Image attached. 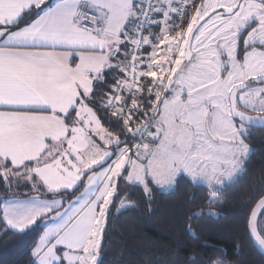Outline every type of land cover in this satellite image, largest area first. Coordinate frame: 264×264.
Here are the masks:
<instances>
[{
  "label": "snow or ice",
  "instance_id": "snow-or-ice-1",
  "mask_svg": "<svg viewBox=\"0 0 264 264\" xmlns=\"http://www.w3.org/2000/svg\"><path fill=\"white\" fill-rule=\"evenodd\" d=\"M252 125L264 0H0V223L43 225L29 264H103L131 186L150 198L185 176L213 200L243 169ZM246 227L264 248V194Z\"/></svg>",
  "mask_w": 264,
  "mask_h": 264
},
{
  "label": "trees",
  "instance_id": "trees-1",
  "mask_svg": "<svg viewBox=\"0 0 264 264\" xmlns=\"http://www.w3.org/2000/svg\"><path fill=\"white\" fill-rule=\"evenodd\" d=\"M97 114L105 127L115 129L114 118L109 120L111 113L98 110ZM247 142L253 152L244 162V171L218 190L213 200L207 186L185 176L178 178L171 192L154 185L150 198L140 186L126 189L136 206L117 210L118 201L113 206L103 264H264L246 227L250 209L264 194V127H251ZM201 209L205 214L192 217ZM189 224L194 232L186 231ZM3 229L0 223V264H29L30 250L43 225L38 221L24 233Z\"/></svg>",
  "mask_w": 264,
  "mask_h": 264
},
{
  "label": "rangeland",
  "instance_id": "rangeland-1",
  "mask_svg": "<svg viewBox=\"0 0 264 264\" xmlns=\"http://www.w3.org/2000/svg\"><path fill=\"white\" fill-rule=\"evenodd\" d=\"M101 123H102V121H101ZM103 125V124H102ZM104 126V125H103ZM105 127V126H104ZM250 152L248 153V155H247V157L245 158V161L249 158V156L251 155V153L253 152V148L250 146ZM244 161V162H245ZM244 171V165H243V169L232 179V181H230V182H226V184H229V183H232L233 181H235L240 175H241V173ZM179 178V177H178ZM190 181H191V179L190 178H188ZM192 183H194L193 181H191ZM194 184H203V185H205V186H207L206 185V183H204V182H201V181H197V182H195ZM225 184V185H226ZM175 187H176V184L174 185V186H172V187H168V188H164V189H162L163 191H165V192H171V191H173L174 189H175ZM33 227V226H32Z\"/></svg>",
  "mask_w": 264,
  "mask_h": 264
},
{
  "label": "water",
  "instance_id": "water-1",
  "mask_svg": "<svg viewBox=\"0 0 264 264\" xmlns=\"http://www.w3.org/2000/svg\"><path fill=\"white\" fill-rule=\"evenodd\" d=\"M250 127H252V128H254V127H262V126H259V125H252V126H250ZM251 237V236H250ZM251 240H252V242H253V244H254V246H255V248L264 256V248H261L260 246H259V244L255 241V239L254 238H252L251 237Z\"/></svg>",
  "mask_w": 264,
  "mask_h": 264
}]
</instances>
